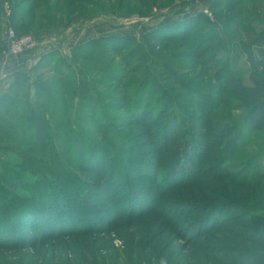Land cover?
<instances>
[{
  "label": "rangeland",
  "instance_id": "1",
  "mask_svg": "<svg viewBox=\"0 0 264 264\" xmlns=\"http://www.w3.org/2000/svg\"><path fill=\"white\" fill-rule=\"evenodd\" d=\"M224 1L0 0L3 54L42 52L0 101V133L10 134L0 141V211L38 188L73 215L71 227L52 221V233L43 218L40 231L13 224L10 234L0 219V264H264V117L242 126L251 142L242 138L238 150L206 151L213 132L242 123L251 107L246 99L234 110L241 103L223 86L236 74L253 85L246 47L264 41V0H229L232 9ZM22 5L34 12L15 14ZM199 14L217 30L203 23L189 39H161ZM26 107L49 127L44 144L22 116ZM61 119L72 129L58 130ZM154 197L161 214L138 216ZM63 229L77 234L56 236Z\"/></svg>",
  "mask_w": 264,
  "mask_h": 264
},
{
  "label": "trees",
  "instance_id": "2",
  "mask_svg": "<svg viewBox=\"0 0 264 264\" xmlns=\"http://www.w3.org/2000/svg\"><path fill=\"white\" fill-rule=\"evenodd\" d=\"M257 0H248L249 3H254ZM219 2V1H217ZM224 3H228L227 9H232L234 5H231V2L228 1H224ZM242 2H239L238 4H241ZM218 3L215 2V5H217ZM222 4V2L220 3ZM34 8V7H32ZM32 8H28L26 9V6L23 7V5L21 6V8H14L15 10V14L19 15L21 17V12L27 11L28 13H33L34 9ZM32 9V10H31ZM14 18V16H13ZM208 21V22H207ZM203 23H208L212 26V31L215 32V30H217L218 28V23L215 22H210V19L208 20V17H206L205 14H199L196 18H192L190 19L187 23L183 24V26L181 27H174L172 30L174 31V35L172 34H167L165 38H161V39H166L167 41L172 39V38H178V37H182L185 39H189L191 36V34L194 32L195 29H198ZM178 28V29H177ZM127 39V38H126ZM210 39V38H209ZM208 39V40H209ZM210 42H215V39H210ZM125 45H126V41H124ZM260 43V41H253L251 43L247 44V55L249 56V60H250V65L252 67L251 72H250V79L253 81V85L252 86H248L245 85V83H243V81L240 79L239 75H231V77L228 80V83L224 84V90L225 92L228 91H232V93H234L237 96V99L239 100V102L241 103L238 104L237 103V107L234 108V110H239L242 107V103H244V101L247 99L252 100V105L251 107L248 109L246 116L243 119V122L240 123L239 120H236L234 122H227L225 123V125L221 128V130L219 132H213L212 136H213V143L211 144V146L206 148L207 153L211 150L210 148H217L218 146L221 147L223 145V143H225L222 146V149H228L231 146L234 148H236L238 150V148L240 147V141L242 138L244 137L243 134V127L247 124H249V121H255L257 122L260 118L264 117V101L259 100V95H261L264 92V59H259L255 54H254V46L256 44ZM218 44H220V40H218ZM201 47V45L199 46V48ZM143 49V48H142ZM140 47H137L132 54L137 55L139 53ZM202 54V53H201ZM148 53L146 52L145 56H147ZM133 57V58H134ZM156 57V55H155ZM88 58V57H87ZM132 58V59H133ZM153 59H154V55H153ZM127 61V60H126ZM130 62V61H129ZM154 62V61H153ZM223 71V69L221 70V72ZM171 73V70H170ZM20 74V73H18ZM17 74V75H18ZM183 81H181L182 84V88H184L183 86H185L183 83ZM188 84V83H187ZM190 84V83H189ZM188 84V86L186 87V89H188L189 87H191ZM15 82L12 84L11 89L14 87ZM35 85L40 88L41 90H43V86L40 82L36 81ZM157 86H160L157 84ZM162 87V86H160ZM192 88V87H191ZM190 88V89H191ZM195 87H193L191 90L195 91L194 89ZM185 89V88H184ZM86 93V92H85ZM84 93V94H85ZM7 93L6 95H4L0 101H2L3 99L8 97ZM53 101V99H52ZM214 108H216L215 104L213 103ZM28 106V105H27ZM27 108V107H26ZM27 110H29V113H27L26 109H24V112L22 114L23 118L26 119L25 117H27L28 122L30 123V127L33 129H35L36 133H34L35 135V139L37 142H39L40 144H44L45 143V136L47 135V131H49V127L46 126L44 120L42 119V115L40 113H37L36 109H32L30 111V107L27 108ZM215 109H210L208 112V115H212ZM204 111V110H203ZM202 111V112H203ZM5 113V112H4ZM7 114V112L5 113ZM17 115V114H16ZM65 117V115H64ZM62 117V118H64ZM231 118V117H229ZM72 120L68 119H61L59 122H56L55 127L58 128V130L60 131H69L70 129H72ZM205 124V123H204ZM3 125L1 124L0 121V126ZM17 126V125H16ZM261 131H258V133H263L264 134V129H260ZM255 131V130H253ZM257 132V131H256ZM21 133L23 135H26L27 132L24 128H21ZM51 133V132H50ZM9 133L6 134V136L9 137ZM5 135L0 133V141H5L6 137ZM171 137H168L167 141L170 143ZM254 138H257V135H255ZM246 139V138H245ZM225 140H227V142H225ZM31 142V140H30ZM251 142V138L248 137L246 139V144ZM254 142V141H253ZM33 143H30V145L32 146ZM259 144L264 145L263 141H259ZM241 145V144H240ZM169 146V145H168ZM166 147H167V143H166ZM264 147V146H263ZM173 148V146H172ZM177 146L174 145L173 150L176 151ZM176 153V152H175ZM22 155V154H20ZM180 155H178L176 160H173L171 162V165L168 167L170 170L175 169V167L177 166V164L179 163V157ZM23 157V156H21ZM14 162L16 165L20 164L21 161L16 160L15 158ZM213 158H210V155H207L205 157V160H211ZM223 156L221 157V161H223ZM220 161V159H219ZM13 162V161H12ZM11 160L8 161V163H12ZM219 165L222 163H218ZM219 165H217L216 167H218ZM10 165H8L9 167ZM164 175L166 173H163ZM162 175V177L164 176ZM262 179H264V173L260 176ZM189 184H183V183H179V184H174L172 185L170 188L166 187L165 193L162 194V196H168L171 192L173 191H177V190H181L184 189L186 186H190L191 182H188ZM40 189H33L32 192H34V195H25V194H21L25 199H27L28 201H25V204L20 205L16 208V205H18L17 203H15V206L11 209H9V212L5 213L4 211H0V219L2 221H5V224L8 228V233H12L13 230V224L18 225V224H23V225H28V227L33 228L35 231H40L39 227L42 226L41 223L43 221H39L38 219L43 218L44 221H46V226L48 227V229H46V233H52L53 231H57L58 228H56L55 226H53L54 224H52L55 222H60V221H65L66 223H70L71 225L69 227L72 226V218L73 215H63L61 213V211L59 210L58 207H54V205L49 204L47 202H44V197L37 195V193L39 192ZM41 191V190H40ZM135 199V198H134ZM155 199V200H154ZM152 200L153 203H148L147 201V207L146 210L143 211V209H139V211L137 212L138 216L141 215H146V214H151V215H155V214H161V211H159L161 209V207H163L164 204L160 203L158 204V200L157 198H153ZM128 201H130V203L128 204L129 210L130 211H135L133 208L136 207L133 206V202H131L132 200L129 199ZM179 206H182L181 204ZM217 207V205L215 206ZM138 210V209H137ZM162 210V209H161ZM129 211V212H130ZM132 213V212H131ZM130 216H134L133 214H130ZM41 222V223H40ZM2 224V225H3ZM3 229V230H2ZM0 231V234L2 235V232H5L4 228H2ZM60 229V228H59ZM7 230V229H6ZM45 233V232H43ZM72 234H77L76 232L70 231V230H66L63 229L59 234H56V236H70ZM41 237L42 241H44L46 238ZM49 237V236H48ZM50 237H53V234L50 235Z\"/></svg>",
  "mask_w": 264,
  "mask_h": 264
},
{
  "label": "crops",
  "instance_id": "3",
  "mask_svg": "<svg viewBox=\"0 0 264 264\" xmlns=\"http://www.w3.org/2000/svg\"><path fill=\"white\" fill-rule=\"evenodd\" d=\"M211 2V0H210ZM3 26V21L0 18V27ZM47 34V33H46ZM54 35V34H53ZM52 36V35H50ZM93 39V38H92ZM88 39L86 41L92 40ZM4 33L0 28V46L3 47ZM84 41V42H86ZM52 43V42H51ZM53 44V43H52ZM54 45V44H53ZM3 49H0V99L9 93L12 84L15 81L16 74L28 70L39 62V57L42 52L36 51V55H29L28 53L22 54L18 58H9L3 54ZM254 54L259 59H264V41L254 46ZM38 59H36V58ZM33 59V60H32Z\"/></svg>",
  "mask_w": 264,
  "mask_h": 264
},
{
  "label": "built area",
  "instance_id": "4",
  "mask_svg": "<svg viewBox=\"0 0 264 264\" xmlns=\"http://www.w3.org/2000/svg\"><path fill=\"white\" fill-rule=\"evenodd\" d=\"M7 40L9 41V46L8 48H12L13 47V44L15 42V33L12 29L8 30V38Z\"/></svg>",
  "mask_w": 264,
  "mask_h": 264
}]
</instances>
